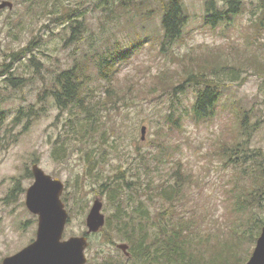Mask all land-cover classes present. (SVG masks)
<instances>
[{"label":"rangeland","instance_id":"374dc122","mask_svg":"<svg viewBox=\"0 0 264 264\" xmlns=\"http://www.w3.org/2000/svg\"><path fill=\"white\" fill-rule=\"evenodd\" d=\"M8 1L13 8L0 10V97L3 108L11 111L0 143V264L36 238L38 215L26 206L34 163L65 184L62 197L69 198L67 204L64 201L69 220L64 239L86 234L87 214L97 198L103 201V212L113 225L115 204L101 193L99 183L113 178L119 169L133 168V162L141 167L140 155L145 152L153 158V177L144 169L140 172L146 184L172 181L179 165L193 177L190 201L181 209L200 236L237 238L246 230L237 225L239 217L245 216L232 210L235 172L224 166L219 149L222 140L236 139L264 149V73L249 62L255 55L264 59V27L256 29L253 24L264 20V0H245L240 14L216 26L205 23L207 0H183L189 16L183 37L164 49L161 24L167 0H130L126 7L120 0ZM70 17L81 21L87 32L74 43L64 44L72 25ZM25 47L30 51L21 54ZM98 52L117 56L116 80L109 86L90 72L89 87L105 110H100L98 126H81L70 109L58 108L52 96L54 81L58 72L84 57L97 60ZM121 52L125 57L117 55ZM33 55L40 65L32 64L29 58ZM202 62L239 69L234 68L235 80L219 89L213 113L198 119L193 108L198 88L195 79L212 69L200 72ZM9 71L24 77L25 86L8 84ZM190 71L192 79L184 88H174ZM112 88L109 96L107 89ZM118 98L122 100L113 108ZM30 105L46 107V113L26 128L23 122H11L16 110ZM143 200L152 214L160 209ZM256 216L264 218V210L259 209ZM231 228H236L233 234ZM107 233L117 238L116 244L106 240ZM89 243L88 264H102L108 256L134 264L118 247L130 243L106 225L89 235ZM245 243L246 250H254L255 244Z\"/></svg>","mask_w":264,"mask_h":264},{"label":"trees","instance_id":"16d2710c","mask_svg":"<svg viewBox=\"0 0 264 264\" xmlns=\"http://www.w3.org/2000/svg\"><path fill=\"white\" fill-rule=\"evenodd\" d=\"M223 1L225 4L220 5L219 0H207L204 16L206 24L216 26L219 22L240 14L245 3V0ZM129 2L130 0H120L123 7L128 6ZM188 18L183 0H167L163 7L161 24L163 49L183 37ZM69 19L72 25L64 44L74 43L81 37L80 35L87 32L81 21L71 17ZM253 24L256 29H261L264 27V20H256ZM28 51H30L28 47H25L21 54H27ZM117 55L125 57L126 53L121 52ZM29 59L34 65L41 64L35 55ZM116 60L117 56L114 53L98 52L97 60H94V57H84L72 67L58 72L54 81L55 89L52 90L58 108L70 109L81 126L85 124L98 126L102 118L100 110L105 109H100L103 107L99 100H95L93 90L89 87L90 72L98 81H105L111 86L116 80L114 78L118 67ZM249 62L250 66L260 74L264 73V59L255 55L249 59ZM198 67L200 72L212 67L210 74L201 73L195 79L198 88L193 107L194 114L196 118L204 119L213 113L212 109L218 102L219 89L226 87L228 81L235 80L237 70L234 68L239 69V67L218 63H212L210 66L206 62L200 63ZM191 73L192 71L174 88H184V84L192 79ZM9 74L11 76L7 77L6 81L13 88L25 86L24 77L14 76L12 71H9ZM113 90L114 88L107 89L106 94L110 96ZM92 95L94 99L91 98ZM1 100L3 99L0 97V143L11 116V111L3 108ZM121 100L118 98L113 108L118 107ZM41 102L42 95H39V104ZM42 113H46V107L22 106L11 117V122L15 124L23 122L26 128L42 116ZM219 154L224 166L231 167L235 172V186L230 191L232 210L240 216H245L241 218L246 220L244 223L239 217L237 225L239 228L246 227V230L237 238L232 235L229 238L220 237L214 240L209 234L206 237L198 234L194 224L185 217L184 209H181L190 201L189 187L193 183V177L185 174L180 165L175 169L172 181L165 179L157 183L153 181L154 184H146L141 179L140 172L144 169L148 176L153 177V171L150 170L153 158L148 152L140 155L141 167L133 162V168L119 169L113 178L107 177L105 181L99 183L101 193H106L110 201L114 202L117 213L113 225L111 219L106 220V228L109 227L116 237H122L130 243V255L124 253L126 259L132 260L134 264H245L248 261L252 251L245 249V242L256 244L264 225V218L256 216L259 209L264 210V149L251 148L246 140L236 139L232 142L222 140ZM88 162L92 163L90 159ZM88 167L87 171L90 172L92 167L89 165ZM145 198L151 205H159L161 210L158 209L152 214L150 207L143 200ZM62 199L66 204L69 201L66 196ZM235 230L236 228H231V234ZM115 239L117 238L110 237L109 233L106 234L109 243L116 244ZM102 264H124V262L122 258L108 256Z\"/></svg>","mask_w":264,"mask_h":264},{"label":"water","instance_id":"95a60500","mask_svg":"<svg viewBox=\"0 0 264 264\" xmlns=\"http://www.w3.org/2000/svg\"><path fill=\"white\" fill-rule=\"evenodd\" d=\"M12 9L13 3L0 1V10ZM146 126L141 128L142 139ZM33 184L27 189L26 206L38 215L36 238L26 247L2 260V264H87L86 253L89 247V235L101 231L106 225L103 212L104 203L95 199L86 218L88 230L83 236H72L64 239L69 212L62 200L65 190L64 182L45 172L38 163L32 165ZM126 254L128 244H118ZM245 264H264V225L256 240L254 250Z\"/></svg>","mask_w":264,"mask_h":264},{"label":"flooded vegetation","instance_id":"af4514ba","mask_svg":"<svg viewBox=\"0 0 264 264\" xmlns=\"http://www.w3.org/2000/svg\"><path fill=\"white\" fill-rule=\"evenodd\" d=\"M88 264V263H87Z\"/></svg>","mask_w":264,"mask_h":264}]
</instances>
